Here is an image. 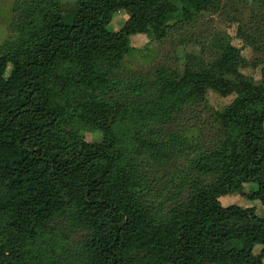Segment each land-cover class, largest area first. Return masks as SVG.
<instances>
[{
  "label": "trees",
  "instance_id": "obj_1",
  "mask_svg": "<svg viewBox=\"0 0 264 264\" xmlns=\"http://www.w3.org/2000/svg\"><path fill=\"white\" fill-rule=\"evenodd\" d=\"M221 2L15 0L18 37L0 47V264H264V216L221 201L243 194L264 205V66L255 84L220 35L211 58L191 56L183 71H120L131 35L167 41ZM121 10L130 18L111 30ZM210 87L239 93L218 114L216 138L190 140L181 128L148 136ZM155 163L180 179L169 197L150 186ZM248 183L257 188L246 193ZM73 233L76 262L62 258Z\"/></svg>",
  "mask_w": 264,
  "mask_h": 264
},
{
  "label": "rangeland",
  "instance_id": "obj_2",
  "mask_svg": "<svg viewBox=\"0 0 264 264\" xmlns=\"http://www.w3.org/2000/svg\"><path fill=\"white\" fill-rule=\"evenodd\" d=\"M78 0H62L64 7H75ZM15 0H0V47L7 42L17 39L18 32L14 28L16 15L14 12ZM130 15L125 10L114 14L109 28L114 31L121 30L127 23ZM225 36L238 47L249 64L243 72L251 77L255 84L263 81L264 59V0H222L218 10L202 13L191 24L182 25L181 31L175 38L163 42H154L148 34H134L130 36V52L125 56L120 71L122 74L138 72L147 78L155 76L163 68H178L184 70L187 58L202 55L206 61L211 58V51L207 48L211 40L217 36ZM9 65L6 75L12 71ZM117 70L116 72H118ZM120 77L117 78L119 80ZM203 100L186 109L177 120H167L149 127L148 136L159 131L164 134L170 129L181 128L190 140L208 144L221 132V124L217 122L219 113L229 107L239 98V93L223 94L214 88L203 92ZM201 95H195L197 100ZM100 137L99 133L86 132V138L93 140ZM139 159V158H138ZM187 159L181 158L177 166L183 170ZM173 165L153 164L148 171L151 173L150 186L161 188L164 197H169L177 188L180 179L174 180ZM182 174L180 173V177ZM257 188L256 184H246L245 191L250 192ZM177 191V189H176ZM161 195V194H160ZM223 205L238 204L243 207L255 206L258 214L264 216V205L260 200L249 201L243 194H229L221 199ZM63 250V260H80L81 254L77 252V243L81 234L70 235ZM261 251V245L256 248V254Z\"/></svg>",
  "mask_w": 264,
  "mask_h": 264
}]
</instances>
